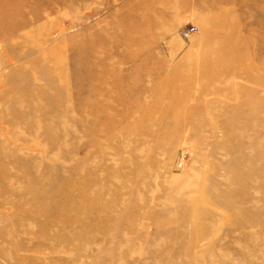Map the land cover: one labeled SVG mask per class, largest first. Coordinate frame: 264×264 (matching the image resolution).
<instances>
[{
    "label": "rangeland",
    "instance_id": "374dc122",
    "mask_svg": "<svg viewBox=\"0 0 264 264\" xmlns=\"http://www.w3.org/2000/svg\"><path fill=\"white\" fill-rule=\"evenodd\" d=\"M37 1L0 0V264H264V0L42 5L25 37Z\"/></svg>",
    "mask_w": 264,
    "mask_h": 264
},
{
    "label": "bare ground",
    "instance_id": "6f19581e",
    "mask_svg": "<svg viewBox=\"0 0 264 264\" xmlns=\"http://www.w3.org/2000/svg\"><path fill=\"white\" fill-rule=\"evenodd\" d=\"M75 1H77V0H38L37 2V6H34V7H31L29 10H26L25 11V16H24V19H27L28 20V22L27 23H23V24H20V25H17L15 28L17 29V30H22L23 28H25V27H29V31L27 32V34L25 35V34H23L25 37H30V35L32 34V33H38L39 32V34H41L40 33V29H41V27H42V25L43 24H37V25H35L37 22H38V19H37V17H38V14H39V12H40V7L42 6V5H45V6H47V8L49 9V11H51L52 10V8H53V6H63V7H65V8H67V7H70V6H72L73 5V3L75 2ZM162 1V0H161ZM217 2H216V6H219V4H221V1L220 0H216ZM236 2H238V0H234V3H236ZM186 7V4L185 5H181V6H177V5H173V9H184ZM248 7H252L251 6V4H249L248 5ZM64 15V14H63ZM66 15V14H65ZM64 15V16H65ZM62 16V15H61ZM63 16V17H64ZM65 18H67V17H65ZM2 21H4L3 19H1ZM2 21H0V23H3ZM59 22V21H58ZM237 22V20L236 21H234L233 23H232V26H239V24H237L236 23ZM44 27V26H43ZM68 27H73V23L72 22H68ZM43 29V28H42ZM51 29V27H50V25H49V27H47V28H45V30H46V40L45 39H43L44 41H45V43L46 44H48V45H52L53 44V42H55L56 41V39L58 38V37H60V36H62L63 34H65V33H67V28L65 27V28H60V29H58V32H54V34H53V36L51 35V32L53 31H51L50 30ZM39 34H37V35H39ZM219 33H217L216 35H218ZM248 34L249 35H251V36H255V34H253V32L252 31H248ZM215 35V36H216ZM220 35V34H219ZM40 36V35H39ZM223 36V35H222ZM212 35H211V38L210 39H212ZM237 40H238V42L240 41V38H236ZM25 40H26V38H25ZM29 40V39H28ZM26 42V41H25ZM219 42H221V41H219ZM58 43V42H57ZM208 43H212V40H207V42H206V44H208ZM131 44V43H130ZM57 45V44H56ZM55 46V45H54ZM53 46V47H54ZM61 47V46H60ZM42 48H44L43 46H42ZM41 48V45L40 44H38L37 46H34V47H32V49H31V52H34V51H38V52H41L40 54L44 57V58H50L51 56H52V54H53V52H54V50H55V48L53 49V50H49V51H51V53H45V52H43L42 53V49ZM38 52H36L37 54H38ZM220 54V55H219ZM231 55V49L230 48H226V47H221V52L220 53H218L217 54V56H213V58H212V60L214 61V62H216V63H219V62H221L223 59H225V58H227L228 56H230ZM249 58H248V56L246 55L245 57H244V60L245 61H247ZM204 62H205V65L208 63L209 64V66L211 65V62H207L206 60H203ZM6 63H10L9 62V60H7V62ZM237 65V64H236ZM248 66H247V70H246V76H247V74H249L248 72H249V69H251L250 68V66H249V64H247ZM183 66V65H182ZM181 65H179L178 67H176L175 68V70L176 71H178L179 73H184V74H187V72H189V73H192V71H194V70H196V71H198V72H201L202 70L204 71V68L201 70L200 69V67H201V63H195V64H193L192 66H190V67H188V65L187 66H183L182 67ZM203 67H204V65H203ZM244 67H245V64H244ZM210 69H211V71H212V75H213V79H217V77H220V78H222L223 76H225V77H234V78H237L241 73H240V71L238 70V69H236V68H230V67H220L219 69L217 68H214V63L209 67ZM246 69V68H245ZM178 73V74H179ZM112 74H113V72L112 73H110L109 71L106 73V74H104L108 79H110V78H112ZM247 78L248 79H250L249 78V76H247ZM220 92H227L225 89H222V88H218V89H213V91H211V92H209V93H220ZM30 93V92H29ZM4 98H5V96H4ZM176 105L177 104H179V103H185V100H175V101H173ZM173 105V104H172ZM108 109H109V107H107ZM221 114H223V113H221ZM57 173V172H56ZM58 182V181H57ZM60 184V183H59ZM59 184L58 185H56L55 187H56V189H59L61 186H59ZM48 210V209H47ZM62 209L58 206V207H54V209H52V212L53 213H58L59 211H61ZM70 211V210H69ZM54 217V216H53ZM56 217V216H55ZM60 217V216H59ZM56 219V218H55ZM59 219V218H58ZM59 221H61V220H58V221H56V223H58ZM62 222V221H61ZM48 225H46V227L48 228V227H51L53 224H55V222L52 220H48ZM47 230V229H46ZM45 230V231H46ZM44 231V232H45ZM44 232H42V233H44Z\"/></svg>",
    "mask_w": 264,
    "mask_h": 264
},
{
    "label": "built area",
    "instance_id": "2783aa9c",
    "mask_svg": "<svg viewBox=\"0 0 264 264\" xmlns=\"http://www.w3.org/2000/svg\"><path fill=\"white\" fill-rule=\"evenodd\" d=\"M196 31V27H191L184 32L185 37Z\"/></svg>",
    "mask_w": 264,
    "mask_h": 264
}]
</instances>
